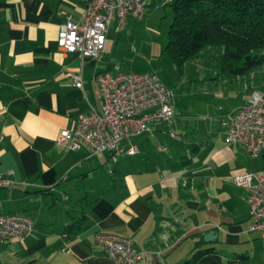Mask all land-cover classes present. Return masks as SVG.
I'll list each match as a JSON object with an SVG mask.
<instances>
[{
  "label": "crops",
  "instance_id": "obj_1",
  "mask_svg": "<svg viewBox=\"0 0 264 264\" xmlns=\"http://www.w3.org/2000/svg\"><path fill=\"white\" fill-rule=\"evenodd\" d=\"M89 1L0 0V175L13 181L0 189V215L23 214L33 224L23 243L0 245V264H109L96 244L100 233L151 253L138 264H264V235L249 232L246 194L232 184L239 173L264 175V153L249 158L227 143L230 115L217 120L223 135L213 125L201 143L199 128L175 116L122 142L115 155L57 144L91 107L100 110L96 75L124 74L114 53L128 18L109 23L97 58L57 46L60 27L78 21ZM248 90L247 103L264 85ZM130 145L137 155L127 154ZM183 151L192 155L189 167L181 164ZM77 222L80 231L67 235ZM210 231L217 238L204 242ZM206 249L192 262L195 251Z\"/></svg>",
  "mask_w": 264,
  "mask_h": 264
},
{
  "label": "built area",
  "instance_id": "obj_2",
  "mask_svg": "<svg viewBox=\"0 0 264 264\" xmlns=\"http://www.w3.org/2000/svg\"><path fill=\"white\" fill-rule=\"evenodd\" d=\"M145 15L144 0H90L78 21H67L60 27L56 43L66 53L97 58L104 49L111 21L123 25L127 18L142 20ZM94 80L101 93L100 110L91 107L73 129L61 131L57 140L61 147L77 151L85 146L95 154L118 152L122 142L151 133L154 127L174 118L172 92L157 73L104 72ZM73 82L82 88L79 76ZM230 116L231 120L224 123L227 143L238 145L249 158L264 153V90L252 92L248 105L234 109ZM138 153L137 146H129L128 155ZM232 184L246 194L249 232L264 235V175L239 173L232 177ZM12 185L13 181L0 175V189ZM32 232V221L26 215H0V245L13 239L23 243ZM95 240L109 264L151 260V253L136 250L129 238L100 233Z\"/></svg>",
  "mask_w": 264,
  "mask_h": 264
},
{
  "label": "rangeland",
  "instance_id": "obj_3",
  "mask_svg": "<svg viewBox=\"0 0 264 264\" xmlns=\"http://www.w3.org/2000/svg\"><path fill=\"white\" fill-rule=\"evenodd\" d=\"M167 3L168 0H161L153 5L146 0L145 18H128L126 27L116 32L114 65L124 74L157 73L172 92L176 118L199 128L196 142L201 143L205 139L204 129L214 125L216 134L221 135L217 120L227 119L234 109L248 105V89L264 85V65L245 77L225 74L219 68L220 52L206 49L179 69L165 52L173 21V11ZM181 155L192 157L187 151ZM200 157L201 154L197 159Z\"/></svg>",
  "mask_w": 264,
  "mask_h": 264
},
{
  "label": "trees",
  "instance_id": "obj_4",
  "mask_svg": "<svg viewBox=\"0 0 264 264\" xmlns=\"http://www.w3.org/2000/svg\"><path fill=\"white\" fill-rule=\"evenodd\" d=\"M167 5L173 21L165 52L179 69L206 49L220 52L219 68L225 74L245 77L264 65V0H170ZM182 160L191 166L190 158ZM80 229L77 222L66 233L75 235ZM209 252L195 251L192 262Z\"/></svg>",
  "mask_w": 264,
  "mask_h": 264
},
{
  "label": "water",
  "instance_id": "obj_5",
  "mask_svg": "<svg viewBox=\"0 0 264 264\" xmlns=\"http://www.w3.org/2000/svg\"><path fill=\"white\" fill-rule=\"evenodd\" d=\"M216 238L217 234L215 231H210L203 236L204 242H211L214 241Z\"/></svg>",
  "mask_w": 264,
  "mask_h": 264
}]
</instances>
